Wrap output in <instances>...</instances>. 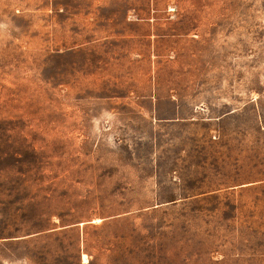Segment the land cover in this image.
I'll list each match as a JSON object with an SVG mask.
<instances>
[{
  "label": "rangeland",
  "instance_id": "374dc122",
  "mask_svg": "<svg viewBox=\"0 0 264 264\" xmlns=\"http://www.w3.org/2000/svg\"><path fill=\"white\" fill-rule=\"evenodd\" d=\"M0 264H264V0H0Z\"/></svg>",
  "mask_w": 264,
  "mask_h": 264
}]
</instances>
